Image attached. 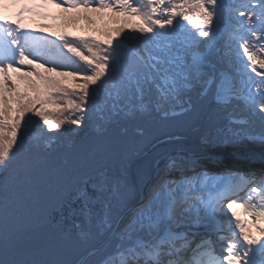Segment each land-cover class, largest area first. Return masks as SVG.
<instances>
[{
  "label": "snow or ice",
  "instance_id": "1",
  "mask_svg": "<svg viewBox=\"0 0 264 264\" xmlns=\"http://www.w3.org/2000/svg\"><path fill=\"white\" fill-rule=\"evenodd\" d=\"M50 6L63 10L61 27L92 34L33 35L26 17L47 18ZM5 8L16 11L0 16V264H264V170L215 175L170 157L134 180L135 153L103 143L53 159L93 116L102 127L159 122L208 105L264 123V0H0ZM72 56L87 67H71ZM54 189L57 210L80 203L88 223L74 236L47 212ZM72 244L103 255L69 260Z\"/></svg>",
  "mask_w": 264,
  "mask_h": 264
},
{
  "label": "trees",
  "instance_id": "2",
  "mask_svg": "<svg viewBox=\"0 0 264 264\" xmlns=\"http://www.w3.org/2000/svg\"><path fill=\"white\" fill-rule=\"evenodd\" d=\"M52 14H54L53 17L61 16L63 15V10L57 9ZM71 14L74 15L75 13ZM53 17L52 19L49 17L46 22H43V20L37 21L35 26H39L42 31L48 34L65 31L71 32L73 35L92 34L82 30L80 26L61 27V21ZM181 23H184L189 29L195 31L187 22L181 21ZM51 38L55 39V37ZM57 43L60 42L57 41ZM68 55L71 56L72 54L69 53ZM72 59L75 61V64L71 67H79L81 69L87 67L77 57L72 56ZM21 89H23L22 85ZM234 111L237 119L246 118L247 116L242 106L235 107ZM33 119L38 120L36 117H33ZM137 127L144 129L145 135L143 137L134 132V129ZM124 129L127 130L125 131ZM33 131H35V128H33ZM21 132L23 133V130ZM241 134H260L264 137V123L258 119L249 120L247 123H234L230 121L227 113L218 111L208 105L198 107L195 112L181 119L159 122L152 118H140L119 125L102 127L101 122L93 116L92 119L88 120L87 125L79 130V134L74 137L71 144H64L58 148L57 152L53 154V159L55 160L59 157L78 159L82 155L83 149L87 146L103 143L117 152L135 153L130 178L136 180L138 179L135 175L136 168L144 169L149 176L155 164L163 155L175 149L176 146L181 147V144L188 138L195 141L202 139L209 142L210 146H215L216 144L224 143V138L231 141L234 135L240 136ZM63 194L61 189H54L50 193L47 212L50 213V218L54 224L59 222L63 229L77 232L78 229H76L75 225L80 224L82 227H86L88 222L78 211L80 208L79 201L68 199L62 210H57V200ZM72 234L73 236L75 235L74 233ZM75 248L69 247L68 250L71 251V249ZM75 255L70 260H76Z\"/></svg>",
  "mask_w": 264,
  "mask_h": 264
},
{
  "label": "rangeland",
  "instance_id": "3",
  "mask_svg": "<svg viewBox=\"0 0 264 264\" xmlns=\"http://www.w3.org/2000/svg\"><path fill=\"white\" fill-rule=\"evenodd\" d=\"M14 8H5L3 10H0V16H4L6 18H12L13 17V13H14ZM28 27V25H27ZM33 34V33H32ZM34 35V34H33ZM257 135V134H256ZM252 138V137H251ZM261 138H264L263 136H261ZM195 139V138H194ZM257 137L249 139V137H245V139L237 144V145H224L221 147V150L217 149L220 148L218 146H213L208 150L209 147L204 144V141L202 139H200L199 143H193L192 145V151H198V148L202 149V150H206L209 151L211 153H214V155H221L224 158L229 157V159H234V158H238L240 157V155H237V152H243L241 154H251L254 153L253 150H251L252 148L257 149V151H261L264 150V142H260L256 141ZM210 146V145H209ZM250 150V152H248Z\"/></svg>",
  "mask_w": 264,
  "mask_h": 264
},
{
  "label": "bare ground",
  "instance_id": "4",
  "mask_svg": "<svg viewBox=\"0 0 264 264\" xmlns=\"http://www.w3.org/2000/svg\"><path fill=\"white\" fill-rule=\"evenodd\" d=\"M221 163V162H220ZM219 163V164H220ZM231 163V161L229 160V161H222V165H229ZM263 166H261V164H259V163H254V164H251V165H253L254 167H256V168H260V167H264V161L263 162H260ZM219 164H218V166L216 167V168H219ZM68 231H70L71 233H76V232H72L71 230H69L68 229ZM71 248H73V247H76L75 249H71V251H69L68 250V252H67V255H66V258L67 259H71L72 257H73V255L74 254H76L75 255V257H77L78 255H79V253H80V255H85V254H87V255H92V254H94L95 252H97V251H99V252H101V253H103L101 250H99L98 248H93V247H80V246H77V245H75V244H72L71 246H70ZM83 251V252H82ZM82 252V253H81ZM74 257V258H75ZM93 258V257H92Z\"/></svg>",
  "mask_w": 264,
  "mask_h": 264
},
{
  "label": "water",
  "instance_id": "5",
  "mask_svg": "<svg viewBox=\"0 0 264 264\" xmlns=\"http://www.w3.org/2000/svg\"><path fill=\"white\" fill-rule=\"evenodd\" d=\"M251 150L254 151V153H251V155L254 159H264V150L257 151V149H254V148H252ZM245 151H243V152H245ZM243 152H237V155H247V154H241ZM248 152H250V150ZM191 156L195 157V158L220 159L223 161L231 160L228 157L224 158L221 155H214V153H211L209 151L206 152V150H202L200 148H198V151H196V152L194 151V153L191 154ZM240 157H243V156H240ZM234 159H236V158H234ZM231 161H234V160H231Z\"/></svg>",
  "mask_w": 264,
  "mask_h": 264
}]
</instances>
